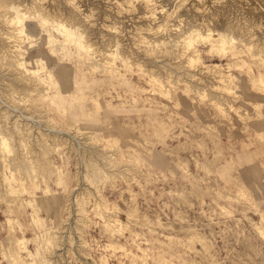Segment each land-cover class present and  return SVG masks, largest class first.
I'll use <instances>...</instances> for the list:
<instances>
[{"label":"rangeland","instance_id":"1","mask_svg":"<svg viewBox=\"0 0 264 264\" xmlns=\"http://www.w3.org/2000/svg\"><path fill=\"white\" fill-rule=\"evenodd\" d=\"M172 1H0V67H4L0 69L1 78L11 64L5 50L12 43L5 31L9 25L4 22L3 13L11 10L8 5L12 2L23 7L33 4L36 10L40 7L39 11H45L42 14L54 18H59L61 12V17L71 13L89 43L99 50L98 60L93 55L82 56L72 44L50 43L48 30H53L50 25L53 21L42 24L43 15L36 14L25 21L29 37L23 38L22 45L27 51L23 55L25 67L39 75L48 90L28 91L27 97L28 88L20 86L19 90L26 91L18 90L24 101L22 114L7 98L0 106L1 124H6V130L14 131L16 137L14 152L0 159V190L4 176L13 187H9L7 197L2 196L5 199L0 197V264L15 263L13 256L8 258L4 254L6 250L13 255L14 244L19 251L18 264H264V106L259 114L253 115V104L264 103V87L255 85L260 76L264 79V0ZM65 4L73 9L68 10ZM11 12L14 14L13 9ZM195 24L202 29L230 27L229 32L233 30L232 34L240 36L235 41L238 48L225 56L212 53L208 40L198 38L194 45L205 66L219 65L222 73L233 79L235 90L225 96L234 106L246 108L251 116L241 118L235 111L223 110L216 101L221 94L217 87H205L208 91L201 88L209 73L191 69L201 78L193 79L185 74L188 67L180 68L186 59L180 53V45L176 46L171 38ZM52 32L63 39L57 31ZM151 39L159 40L164 47L159 44L150 50ZM115 43L121 57L116 53L105 66L102 62L107 58L105 51L114 49ZM169 46L178 54L169 52ZM156 49L159 54L153 52ZM228 54L235 55L228 57ZM169 67L175 70L173 76L184 77L179 79L182 82L175 83V88L166 80V88L156 86L151 75L165 72L166 77ZM25 76L28 74L24 73ZM1 78L0 86L4 87L10 77ZM186 80L188 84L184 83ZM193 83L200 87L191 86ZM213 97L214 101L210 99ZM42 133L44 143L49 144L46 150L36 143L39 136L42 139ZM58 133L68 134L65 138L71 139L72 146L68 140L65 144L57 142ZM97 142H102L105 148L108 144L114 146L119 152L114 154L118 163L135 165L128 170L126 164L122 165L121 177L129 173L127 180L118 177L114 183L99 182L101 169L93 164L97 165L101 159L102 167L109 166L102 155L94 153L93 149L100 146ZM81 144L84 148L78 147ZM34 145L40 147L33 148ZM37 154L44 162L37 160L40 157ZM141 162L149 168H143ZM84 167L95 180L92 172L100 171L98 183L89 181ZM79 173H83L81 178ZM33 176L40 181L39 178L31 181ZM102 196L107 198L109 208L98 214L95 205L104 201ZM80 198L85 201L79 202ZM80 206L84 209H79ZM77 207L85 214L76 211ZM79 217H83L82 222ZM113 219L122 224H114ZM71 220L79 222L78 225Z\"/></svg>","mask_w":264,"mask_h":264},{"label":"bare ground","instance_id":"2","mask_svg":"<svg viewBox=\"0 0 264 264\" xmlns=\"http://www.w3.org/2000/svg\"><path fill=\"white\" fill-rule=\"evenodd\" d=\"M1 1V0H0ZM36 1V0H35ZM160 1V0H159ZM166 2V1H165ZM169 2V1H168ZM168 2H167V4H168ZM170 2H171V0H170ZM173 2V1H172ZM174 2H175V0H174ZM173 2V3H174ZM177 2V1H176ZM175 2V3H176ZM186 2V1H185ZM35 3V2H34ZM41 3V2H40ZM44 3V2H43ZM157 3V2H156ZM172 3V4H173ZM181 3V2H180ZM179 3V4H180ZM24 4H27V3H24ZM63 4V3H62ZM73 4V3H72ZM142 4V3H141ZM5 5V4H4ZM38 5V4H37ZM36 5V6H37ZM160 5V4H159ZM158 5V6H159ZM24 6H26V5H24ZM34 5L32 4V5H29V4H27V6L26 7H23V5L22 4H18L17 5V3H10L9 5H8V7H9V9H13V13L14 14H12V12H11V14L9 13V12H7L6 14H4L3 13V19H4V22L5 23H7L8 25H9V28H7V29H9L8 31L5 29V31H6V34L8 35L7 37H8V39L11 41V43L9 42V44H11V45H8V46H11V47H9V49H6L5 51V53H7L8 54V56L10 57L9 59L10 60H6L7 62H11V64H10V62H9V66L11 67V70H10V67H8V65H7V67L9 68V71H11L10 72V74L8 73L9 71H8V68H7V71L8 72H5L6 71V69L3 71V72H5V73H8L9 75L8 76H4L5 75V73L3 74V76H2V78L1 79H3L4 77H10V80L8 79V83L6 82V84H4V87L3 86H0L1 88H0V106L1 105H3V102H2V100H5L6 101V98H7V100L9 99L10 100V102L12 103V105H13V107H15L16 106V109H18L19 110V112H18V110H16L15 108V110L18 112V113H20V114H22L23 112H22V109H21V107L22 106H24V101L20 98V96H19V94L20 95H22L21 93H23V91L24 92H30V91H36V90H42V89H45L46 88V86H45V82L42 80V78L39 76V75H35V74H33V73H31L30 71H28V69L25 67V61H24V59H25V56L23 57V55L25 54L24 53V51H26V50H23L22 49V45H23V43H24V40H23V38L24 37H28V33H27V31H26V24H25V21H26V19L27 18H29V17H31V16H33V15H36V14H39L40 16H42V24H46V22L48 21V22H50V21H55L56 23H57V26H53V25H56V23H53V22H51V24L50 25H52V29L53 30H55V31H57V33L58 34H60L62 37H63V39L62 40H60L59 38H57L54 34H53V30H48V34H50L49 36V38H50V43L52 42V43H54L55 41H59V42H64L65 44L67 43H69V44H72V45H74L75 46V49H76V51H78V53H81L82 52V56H86V57H90V56H96L97 57V59H98V51H96V49L94 48V44H90L89 43V41L87 40V38H86V36H85V33L83 32V28H81L80 26H81V24H80V26H79V24H77V22H78V20H77V22H75L74 20L75 19H73L74 17H70V14L71 13H69V11H67L68 13H69V15L68 14H66V12H65V14L67 15V16H64V17H61L62 16V10H60V12H61V16L58 18V17H56V18H54V17H52V16H50L48 13H44V14H42V12H45L44 10L42 11H39V8L40 7H38L37 8V10L33 7ZM62 6V5H61ZM65 6L67 7V4H65ZM64 5L62 6V7H65ZM146 6V5H145ZM168 6V5H167ZM171 6V5H170ZM174 6V5H173ZM1 7V6H0ZM32 7L35 9H32ZM44 7V6H43ZM143 7V6H142ZM154 7V6H153ZM161 7V9H164L165 7H163V6H160ZM178 7V6H177ZM5 8V7H4ZM68 8V7H67ZM41 9V8H40ZM70 9H73V8H70ZM69 8H68V10H70ZM8 10V9H7ZM4 11V10H3ZM63 11H65L64 9H63ZM75 11V10H74ZM77 11V10H76ZM167 11V10H166ZM41 12V13H40ZM73 12V11H72ZM164 12V11H163ZM177 12H179V11H177ZM176 12V13H177ZM74 13V12H73ZM72 13V14H73ZM64 14V13H63ZM64 14V15H65ZM157 14V13H156ZM165 14H166V12H165ZM0 16H2V14L0 15ZM74 16H75V13H74ZM173 16V15H172ZM36 17V16H35ZM76 19H77V16H76ZM78 19H79V17H78ZM179 19V18H178ZM184 20V19H183ZM173 22V21H172ZM53 23V24H52ZM80 23V22H79ZM166 23V22H165ZM83 25V24H82ZM162 26V25H161ZM160 26V27H161ZM164 26V25H163ZM162 26V27H163ZM180 26V25H179ZM186 26V25H185ZM192 26V25H191ZM43 27V26H42ZM165 27V26H164ZM163 27V28H164ZM172 27V26H171ZM211 27V26H210ZM210 27H208L207 26V28L205 27V29H202L201 28V26L199 27V25L197 26L196 24L195 25H193L190 29L188 28V31H186V32H181L180 34H176V36H172V38H171V41L172 40H175L176 42V46L178 45H180L179 47H181L180 49H181V55L183 56V57H185V59H186V61H184V62H182L184 65L182 66V67H180L181 69H186L187 67L189 68L188 70H185V74L186 75H191L192 77H193V79H197V78H199L197 75V73H196V71L198 70H200V71H202V73H209V75H208V79L206 80V83L204 84V85H202V87L201 88H205V87H217L219 90H220V92H221V94H219L218 95V97H216L215 99H216V101L218 102V104L220 105V106H222L221 108L223 109V110H227V109H229V110H232V111H235V113H237L239 116H241V118H243V117H246V116H248V115H250V113L248 112V110L246 109V108H244V107H236V106H234L233 104H232V102L231 101H229V98H227L226 96H225V93H228L229 95L232 93V92H234V90H235V85H234V83H233V79L231 78V77H229L227 74L226 75H224L223 73H222V71L220 70V66L219 65H214V66H205L203 63H202V61H201V58H200V55H199V50H197L196 49V46L194 45L195 43H197L196 41L198 40V38H202L203 40L205 39V40H208V41H210L211 42V44H212V49H210V50H212L213 52L212 53H214V52H218V53H220V55H223L224 54V56H225V54L226 53H230V52H228V51H230L231 49L233 50V48L235 47H237L238 48V46H235V41H236V38H239L238 36H236L235 34H232L233 33V30H232V32H229L228 30H229V28L228 27H215L214 26V28H210ZM5 28V27H4ZM4 28H2V29H4ZM216 28V29H215ZM1 29V30H2ZM81 30H82V32L83 33H81ZM4 31V32H5ZM173 31V30H172ZM178 31V30H177ZM231 31V30H230ZM236 32H237V30H236ZM235 32V30H234V33H236ZM5 34V35H6ZM236 34H238V32L236 33ZM243 35V34H242ZM55 36V37H54ZM149 36V35H148ZM29 38V37H28ZM150 38H151V36H150ZM153 39H151V41H152ZM241 40V39H240ZM200 41V40H199ZM237 41H238V39H237ZM150 42V41H149ZM203 42V41H202ZM207 42V41H206ZM245 42H247V41H245ZM180 43V44H179ZM199 43V42H198ZM238 43V42H237ZM59 44V43H58ZM57 44V45H58ZM160 44V42H159V40H157V39H154L153 40V42H151V46L152 47H150V48H152V49H150V50H153L154 49V46L156 47V48H158L157 46ZM169 44V43H168ZM168 44H167V46H168ZM171 44V43H170ZM247 44V43H246ZM110 45V44H109ZM112 45V44H111ZM149 45H150V43H149ZM148 45V46H149ZM164 44L162 43V46H161V44H160V47L161 48H163L164 46H163ZM173 47H174V45H173V42H172V44H171ZM170 45V46H171ZM115 48L113 49H109V48H106V49H109V50H107V51H105V53H106V55H107V60L105 61L104 59V61H102V60H100V61H102L104 64H105V62H106V64L108 65L109 63H111L112 62V59L114 58V57H116L115 55H116V53L118 52V50H119V48H118V46L119 45H116V43H115V45H113ZM169 46V47H170ZM241 46V45H240ZM239 46V47H240ZM255 46V45H254ZM110 47V46H109ZM112 47V46H111ZM172 47V48H173ZM247 47H248V45H247ZM249 47H250V43H249ZM252 47V46H251ZM2 48V47H1ZM74 48V47H73ZM166 48V47H165ZM164 48V50L165 51H168V50H166V49H168V48H166L165 49ZM171 48V47H170ZM171 48V50L169 51V52H172L174 49H172ZM243 48V47H242ZM258 48V47H257ZM179 49V50H180ZM244 49V48H243ZM250 49V48H249ZM158 49H156V51L154 50L153 52H155V53H157V54H159V52L157 51ZM163 50V49H162ZM209 50V51H210ZM242 50V49H241ZM2 51V50H1ZM234 51V50H233ZM249 51V50H248ZM251 51V50H250ZM249 51V52H250ZM253 51H254V49H253ZM253 51H251L250 53H252ZM262 51V50H261ZM27 52V51H26ZM178 52V51H177ZM176 52V53H177ZM232 52V51H231ZM243 52H245V51H243ZM124 53V52H123ZM173 53L174 54H176L174 51H173ZM179 53V54H180ZM209 53H211V51L209 52ZM4 54V53H3ZM84 54V55H83ZM118 54V56H120L119 54H121L120 52L119 53H117ZM128 54V53H127ZM178 54V53H177ZM176 54V55H177ZM256 53L254 52V55H255ZM258 54V53H257ZM259 54H260V52H259ZM262 54V53H261ZM80 55V56H81ZM100 55H102V54H100ZM123 55V54H122ZM230 55H232V54H228V57L230 56ZM233 55H235V54H233ZM232 55V56H233ZM252 55V54H251ZM254 55H253V57H254ZM3 56H5V55H3ZM81 56V57H82ZM182 56H181V58H182ZM259 56V55H258ZM95 57V58H96ZM101 57V56H100ZM99 57V58H100ZM121 57V56H120ZM180 57V56H179ZM257 57V56H256ZM259 57H261V56H259ZM264 57V56H263ZM6 58V57H5ZM8 58V57H7ZM85 58V57H84ZM91 58V57H90ZM123 58V57H122ZM122 58H120V60H122ZM221 58V57H220ZM222 58H223V56H222ZM232 58H234V57H232ZM126 59V58H125ZM133 59V58H132ZM177 59V58H176ZM84 60H86V59H84ZM99 60V59H98ZM115 60H116V58H115ZM127 60V59H126ZM134 60V59H133ZM137 60V59H136ZM135 60V61H136ZM128 61V60H127ZM183 61V60H182ZM4 62V61H3ZM129 62V61H128ZM132 62V60L130 61V63ZM124 63V62H123ZM133 63V62H132ZM6 64V63H5ZM4 64V65H5ZM88 64V63H87ZM106 64H105V66H106ZM114 64V63H113ZM135 64V63H134ZM143 64V63H142ZM98 65V64H97ZM96 65V66H97ZM144 65H146V64H144ZM179 65V64H178ZM6 66V65H5ZM93 66V65H92ZM101 66V65H100ZM116 66V65H115ZM136 66V65H135ZM164 66V65H163ZM175 66V65H174ZM177 66V65H176ZM2 68H4L3 66H1ZM0 67V69H2ZM98 67V66H97ZM104 67V66H103ZM111 67V66H110ZM109 67V68H110ZM139 67V66H138ZM147 67V66H146ZM166 67V66H165ZM246 67V66H245ZM105 68V67H104ZM144 68V67H143ZM170 68V67H169ZM240 68H242V67H240ZM148 69V68H147ZM170 69H172V68H170ZM168 70V71H166V77L164 76V73L162 74V73H159V72H157V74L156 73H152L153 75H151L152 76V80H153V82H154V84L157 86V85H159V87H165L166 88V86H165V81L164 80H166V82L167 83H172L173 84V86H171L172 88L174 87L175 88V86H174V84L175 85H177V82L178 81H180L179 79L181 78V79H183L184 77H182V76H180V78L179 77H175V75L173 76V72H175V70ZM175 69V68H174ZM191 69H193V70H196V71H191ZM249 69V68H248ZM250 69H251V67H250ZM106 70V69H105ZM107 70H108V68H107ZM159 70V69H158ZM177 70V69H176ZM149 71V70H148ZM146 72V71H145ZM252 72V71H251ZM1 73V72H0ZM28 74V77H26L25 76V78L23 77V74ZM206 73V74H207ZM253 73V72H252ZM95 74V73H94ZM143 74V73H142ZM248 74V73H247ZM255 74V73H254ZM146 75V74H145ZM165 78H164V77ZM250 76V75H249ZM252 76V75H251ZM148 77H150V75L148 76ZM254 77V76H253ZM234 78V77H233ZM250 79V78H249ZM3 80H6L5 78L3 79ZM188 80V79H187ZM187 80L184 82V83H187ZM199 80H201V78H199ZM1 81V80H0ZM189 81V80H188ZM4 83H5V81H3ZM180 82H182V80L180 81ZM179 82V83H180ZM189 82H191V81H189ZM193 82V81H192ZM191 82V83H192ZM254 82V81H253ZM178 83V84H179ZM1 84H2V81H1ZM170 84H167V85H169L170 86ZM171 84V85H172ZM188 84V83H187ZM257 84H262L263 85V87H264V79H263V77L262 76H260L258 79H257V81H256V83H255V85H257ZM136 85V84H135ZM252 85V84H251ZM20 86H26V88H28L26 91L25 90H22V89H20L21 90V93L19 92L20 90H19V88H20ZM191 86H195V83H193ZM197 86H199V85H196L195 87H197ZM187 87H189L188 89L190 90V86L188 85ZM200 87V86H199ZM260 87V86H259ZM258 86H257V88H259ZM22 88V87H21ZM26 88H24V89H26ZM170 88V87H169ZM201 88H200V90H201ZM255 88H256V86H255ZM187 89V90H188ZM197 89H198V87H197ZM196 89V90H197ZM209 89V88H208ZM215 89V88H214ZM218 89H216V90H218ZM262 89V88H261ZM19 90V91H18ZM46 90H48L47 88H46ZM159 90V89H158ZM195 90V88H194V91H196ZM207 89L205 88V91H206ZM211 90V89H210ZM213 90V89H212ZM116 91V90H115ZM148 91V90H147ZM162 91V90H161ZM161 91H159V92H161ZM175 91V90H174ZM208 91V90H207ZM29 92H28V96L27 97H29L30 95H29ZM200 92V91H199ZM47 93V92H46ZM162 93V92H161ZM164 93H165V91H164ZM192 93H195V92H192ZM202 93V92H201ZM208 93V92H207ZM211 92H209L208 93V96H210L211 94H210ZM128 94V93H127ZM214 94V93H213ZM224 94V95H223ZM24 95H26V94H24ZM168 95V94H167ZM203 95V94H202ZM172 96V95H171ZM204 96V95H203ZM214 96H215V94H214ZM217 96V95H216ZM22 97V96H21ZM168 97V96H167ZM204 97H206V96H204ZM23 98V97H22ZM207 98V97H206ZM209 98V97H208ZM28 99V98H27ZM211 100H213L214 101V97L213 98H210ZM8 100V101H9ZM147 101V100H146ZM27 102H29V100L27 101ZM216 102V103H217ZM254 102V101H253ZM97 103V102H96ZM214 103V102H213ZM26 104V103H25ZM8 105V104H7ZM34 105L35 106H37L35 103H34ZM157 105V104H156ZM217 105V104H216ZM218 105V106H219ZM264 106V103L262 104V103H255V104H253V107H254V109H255V112H254V114L253 115H257V114H259V112L261 111V108ZM9 107H10V105H9ZM163 107V106H162ZM23 108V107H22ZM167 108V107H166ZM14 109H13V111H14ZM222 110L220 109V112H221ZM15 112V111H14ZM107 112H109V111H107ZM219 112V111H218ZM16 113V112H15ZM5 115H8L7 113H6V111H5ZM252 115V116H253ZM251 116V115H250ZM0 121H1V116H0ZM48 123V122H47ZM50 123V122H49ZM48 123V124H49ZM6 125V124H5ZM5 125L3 126V124H1V122H0V159H1V157L3 156L4 157V155L6 154V156L7 155H9V153L10 152H14V145H13V142L14 141H16V137H15V134H14V131H10V130H6V128H5ZM39 125H41V123H39ZM53 125V124H52ZM122 125V124H121ZM44 127V126H43ZM77 128H78V126H77ZM46 130V129H45ZM44 130V131H45ZM60 130H62V129H60ZM82 130V129H81ZM8 131L10 132V134L8 133ZM47 131V130H46ZM63 131V130H62ZM61 131V132H62ZM12 132V133H11ZM50 132V131H49ZM57 132V131H56ZM64 132V131H63ZM81 132V131H80ZM90 132H92V131H89V133ZM15 133L17 134V131H15ZM64 133H66V132H64ZM63 133V134H64ZM86 133V132H85ZM11 134H13V139H12V135ZM23 133H21V135H22ZM54 134H56V133H54ZM80 134H82V133H80ZM21 135H19V137L21 136ZM50 135H51V133H50ZM57 135H59V136H55L56 138H57V142H59L60 144H62L63 142H64V144H65V142L68 140L67 138H65L66 137V135H68V134H66L65 136L64 135H62L61 136V134L60 133H58ZM71 135V134H70ZM69 135V136H70ZM88 135V134H87ZM91 135V134H90ZM157 135V134H156ZM26 135H23V136H21V137H25ZM46 137H47V135H46ZM50 137V136H49ZM73 138H74V136H72ZM45 138V135L42 133V139L40 138V136L36 139V143L38 144V145H40L41 147H43V149L44 150H46L45 148H48V146H49V144L46 142V144L44 143L45 142V140H43ZM52 138H53V136H52ZM71 138V137H70ZM17 139H18V137H17ZM21 138H19V140H20ZM47 139H50V138H47ZM76 139H78V138H76ZM19 140H17V142L19 141ZM22 140V139H21ZM23 140H24V138H23ZM22 140V141H23ZM71 139H69L68 140V142L70 141ZM73 141H74V139H72ZM25 141V140H24ZM54 141V140H53ZM76 141V140H75ZM16 142V143H17ZM21 142V141H20ZM26 142H28V141H26ZM67 142V143H68ZM134 142V141H133ZM23 143V142H22ZM21 143V145H23ZM55 143V142H54ZM97 143H99V142H97ZM100 143H102V142H100ZM98 144V145H100V146H98V145H96V146H98L97 148H94L95 147V145H94V149H93V151H94V153H96V154H100V155H102V157H104V161L107 163V166H109V168L108 167H102L103 165L101 164V163H99V162H101V159L100 158H102V157H99L98 159H100V161H97L96 163H97V165H95V164H93L95 167L97 166L98 167V165L101 167H99V170L101 169V172L100 171H96V170H94L95 172L93 173L92 172V174H95L96 176L95 177H97V180H95L96 178H93V177H89V174L87 175V171H88V169H87V171H85V169L86 168H89V165H87V166H85L84 167V171H85V176L87 175L88 176V178H89V181L90 182H92V184L94 183V182H96L97 181V183H98V179H99V176H97V173H101V176H102V179H101V181H99V182H104V183H106V181H109V183L111 182V183H114V181H116L115 179H117L118 177L119 178H125L126 180L129 178V173L128 174H124V176L123 177H121L122 176V172L123 171H121V168H122V165H127V163H118L117 162V160L115 159L116 157H115V155H117V153H116V149H114L113 147L114 146H110L109 144H108V148L106 147L105 148V146L103 145V144ZM160 143V142H159ZM47 144H48V146H47ZM57 144V143H56ZM59 144V145H60ZM69 145H71L70 144V142L68 143ZM67 144V145H68ZM77 144V143H76ZM94 144H95V142H94ZM161 144V143H160ZM163 144V143H162ZM58 145V144H57ZM68 145V146H69ZM77 145H79V144H77ZM37 146V145H36ZM35 145H34V147L33 148H35L36 147ZM40 146H37V147H40ZM45 146V147H44ZM72 146V145H71ZM165 146V145H164ZM164 146L162 145V147L164 148ZM23 147V146H22ZM58 147V146H57ZM78 147H82V148H84L83 147V144H81V146H78ZM88 147V146H87ZM86 147V148H87ZM151 147V146H150ZM32 148V147H31ZM166 148V147H165ZM164 148V149H165ZM37 150H39L38 148H36ZM35 149V150H36ZM42 149V150H43ZM50 149V148H49ZM54 150H55V148H53ZM76 149H79V148H76ZM114 149V150H113ZM23 150V149H22ZM31 150V149H30ZM48 150V149H47ZM51 150V149H50ZM65 150V149H64ZM171 151V150H173V149H168V151ZM32 151V150H31ZM81 151V150H80ZM80 151H78V153L80 152ZM83 151V150H82ZM18 152V151H17ZM25 152V151H24ZM36 152V151H35ZM39 152H41L40 150H39ZM39 152H37V153H39ZM45 152V151H44ZM43 152V153H44ZM49 152H52V151H48V154H49ZM118 152V151H117ZM8 153V154H7ZM15 153H16V150H15ZM14 153V154H15ZM42 153V152H41ZM77 153V154H78ZM110 153H112L111 155H109ZM116 153V154H115ZM119 153V152H118ZM3 154V155H2ZM48 154L46 153V155L48 156ZM79 154H81V152L79 153ZM88 154V153H87ZM115 154V155H114ZM24 155V154H23ZM40 155V154H39ZM39 155L37 154V156L39 157ZM45 156V155H44ZM43 156V157H44ZM91 156V155H90ZM32 157V156H31ZM49 157V156H48ZM82 158H85V157H83V156H81ZM89 157V156H88ZM94 157V156H93ZM115 157V158H114ZM9 158V157H8ZM12 158V157H11ZM45 158V157H44ZM87 158V157H86ZM92 158V157H91ZM19 159V158H18ZM32 159V158H31ZM40 160V161H42V162H44L43 160H41V155H40V157L39 158H37V160ZM43 159V158H42ZM79 159H81V158H79ZM89 159V158H88ZM122 159V158H121ZM120 159V160H121ZM130 159V158H129ZM222 159V158H221ZM36 160V161H37ZM47 161H48V159H46ZM102 160H103V158H102ZM124 160V159H123ZM131 160V159H130ZM12 161V160H11ZM16 161V160H15ZM19 161V160H18ZM17 161V162H18ZM33 161H34V159H33ZM35 161V162H36ZM81 161V160H80ZM79 161V162H80ZM82 161H83V159H82ZM129 161V160H128ZM10 162V161H9ZM53 162V161H52ZM85 162H86V160H85ZM88 162H89V160H88ZM87 162V163H88ZM122 162V161H121ZM136 162H138V161H136ZM135 161H134V163H136ZM14 163V162H13ZM19 163V162H18ZM29 163V162H28ZM33 163V162H32ZM38 163V162H37ZM37 163H34V166L36 167L37 166ZM132 163V162H131ZM128 164L127 166H125L126 167V170H128L129 168H130V165H134V164ZM3 164V163H2ZM16 164V163H15ZM20 164H22V163H20ZM36 164V165H35ZM39 164V163H38ZM49 164V163H48ZM54 164V163H53ZM52 164V165H53ZM81 164H82V162H81ZM138 164V163H137ZM1 165V164H0ZM18 165V164H17ZM16 165V166H17ZM26 165V164H25ZM32 165V164H31ZM40 165H41V163H40ZM45 165V164H44ZM51 165V164H50ZM141 165H142V167L144 168V167H148L149 168V165L147 164V163H145V162H141ZM12 166V165H11ZM19 166V165H18ZM23 166V165H22ZM135 166V165H134ZM14 167V166H13ZM42 167V166H41ZM40 167V168H41ZM53 168L54 169V167L53 166H50V168ZM83 166H81V168H82ZM91 167V166H90ZM93 167V166H92ZM96 167V168H97ZM16 168V167H15ZM23 168V167H22ZM26 168V167H25ZM24 168V169H25ZM28 168H30V167H28ZM34 168V167H33ZM37 168H38V166H37ZM45 168H46V166H45ZM44 168V169H45ZM81 168H79V169H81ZM134 168H136V167H134ZM141 168V167H140ZM139 168V169H140ZM187 168V167H186ZM16 169H18V168H16ZM30 169H32V168H30ZM36 169V168H35ZM49 169V168H48ZM57 169V168H56ZM55 169V170H56ZM142 169V168H141ZM26 170V169H25ZM78 170V169H77ZM98 170V169H97ZM16 171V170H15ZM22 171V170H21ZM24 171V170H23ZM22 171V172H23ZM39 171H42V170H39ZM38 171V172H39ZM54 171V170H53ZM58 171V170H57ZM84 171H82L83 173H84ZM92 171H93V169H92ZM146 171H147V169H146ZM36 172V171H35ZM47 172H48V170H47ZM50 172V171H49ZM55 172V171H54ZM79 172H81V170L79 171ZM87 172V173H86ZM24 173V172H23ZM22 173V174H23ZM32 172H31V170H30V174H31ZM34 173V172H33ZM37 173V172H36ZM64 173V172H63ZM82 173V174H83ZM91 173V172H90ZM100 173L98 174V175H100ZM143 173V172H142ZM157 173V172H156ZM21 174V175H22ZM27 174V173H26ZM47 174V173H46ZM49 174H51V173H49ZM49 174H48V177H49ZM52 174H53V172H52ZM51 174V175H52ZM82 174H78L79 176H80V178L82 177ZM137 174V173H136ZM135 174V175H136ZM33 175V174H32ZM55 175V174H54ZM77 175V174H76ZM132 175V174H131ZM134 175V176H135ZM30 176V175H29ZM56 176V175H55ZM84 175H83V177H85ZM90 176H91V174H90ZM159 176V175H158ZM37 178H39V177H37ZM37 178H34V176H33V179H30L31 181L32 180H34L35 182H36V180L35 179H37ZM45 178V177H44ZM79 178V177H78ZM3 179V181H2V184H3V188L0 190V197H2L3 195L4 196H6L7 195V193L6 192H8V190L9 189H11V188H13L12 186H11V184L9 185V183H10V179L9 178H6L5 176H4V178H2ZM9 179V180H8ZM48 179V178H47ZM49 179H50V177H49ZM28 180V179H27ZM81 180V179H80ZM83 180H84V178H82V182H83ZM85 180H87V178L85 179ZM118 180V179H117ZM29 181V180H28ZM39 181H40V178H39ZM45 181V180H44ZM49 181V180H48ZM88 181V180H87ZM1 182V181H0ZM116 183V182H115ZM100 184V183H99ZM9 185V186H8ZM23 185V184H22ZM38 185V184H37ZM48 185V184H47ZM46 185V186H47ZM94 185H95V183H94ZM104 185V184H103ZM11 186V188H9ZM98 186H100V185H98ZM81 187V186H80ZM46 188V187H45ZM84 188V187H83ZM100 188H101V186H100ZM99 188V189H100ZM15 189V188H14ZM13 189V190H14ZM77 189V188H76ZM97 190H98V188H97ZM145 190V189H144ZM143 190V191H144ZM3 191V192H2ZM46 191V190H45ZM44 191V192H45ZM48 191H50V190H48ZM77 191V190H76ZM75 191V192H76ZM14 192V191H13ZM82 192V191H81ZM45 193H47V192H45ZM72 193H74V192H72ZM6 194V195H5ZM21 195V194H20ZM248 195V194H247ZM9 196V195H8ZM22 196V195H21ZM82 196V195H81ZM85 197H86V194L84 195ZM84 196H83V198H84ZM7 197V196H6ZM11 197V196H10ZM232 197V196H231ZM3 198V197H2ZM75 198H76V196H75ZM82 198V197H81ZM80 198V199H81ZM89 198V197H88ZM102 198H103V200L104 201H102V202H97V204L95 205L96 207V210H97V212H98V214H100V213H102V212H104V211H108L107 210V207L109 208V205L107 206V203H108V201H106V199L102 196ZM3 199H5V198H3ZM71 200V199H70ZM76 200V199H75ZM79 200V199H78ZM78 200L77 201H75V202H78ZM82 201V199L79 201V202H81ZM85 200H83L82 202H84ZM1 202V201H0ZM10 203V202H9ZM79 204V203H78ZM77 204V205H78ZM255 204V203H254ZM80 205H81V203H80ZM82 205H83V203H82ZM220 205V204H219ZM7 206H9V205H7ZM79 206V205H78ZM116 206V205H115ZM114 207V206H113ZM118 207V206H117ZM221 207V206H220ZM81 208V206L79 207V209ZM79 209H78V207H77V209H76V211L78 210V212H81V210L79 211ZM81 209H84L83 208V206H82V208ZM84 211V210H83ZM81 212V213H84L85 214V212ZM137 211V210H136ZM215 211V210H214ZM11 212V211H10ZM78 212H76L78 215H79V213ZM80 213V214H81ZM80 216H82V215H80ZM264 216V215H263ZM72 219V218H71ZM8 221V220H7ZM72 221V220H71ZM78 221L79 222H82L83 221V217L82 218H80L79 217V219H78ZM113 222H114V224L117 222V223H120V221L117 219V220H112ZM72 222H74V221H72ZM75 222H77V221H75ZM74 222V224H76ZM78 222V223H79ZM53 223V222H52ZM78 223L76 224V225H78ZM11 224V222H8V225H10ZM71 224H73V223H70V225ZM120 224H122V223H120ZM21 225V224H20ZM19 225V226H20ZM11 226H12V224H11ZM72 226V225H71ZM122 226V225H121ZM14 227V226H13ZM12 227V228H13ZM72 227H74V225L72 226ZM9 228H10V226H9ZM15 228V227H14ZM82 228V227H81ZM9 230V229H8ZM15 230L16 229H13V231L15 232ZM264 230V229H263ZM38 231V230H37ZM198 232V231H197ZM40 234V233H39ZM7 238V237H6ZM11 238V237H10ZM202 238V237H201ZM9 239V238H8ZM8 239H6V240H8ZM18 239V238H17ZM12 240V239H11ZM21 240H23V239H21ZM48 240V239H47ZM7 242V241H6ZM11 242H13V241H11ZM23 242V241H22ZM24 242H25V240H24ZM41 242V241H40ZM45 242V241H44ZM7 243H9V242H7ZM48 243V242H47ZM20 244V243H19ZM23 245V244H22ZM4 246V245H3ZM25 246V245H24ZM11 247V246H10ZM14 247L16 248V252H14L13 253V255L11 254H8L7 252H6V250H5V252H4V250H3V252H4V254L8 257V258H12V256H13V258H14V261H15V263H13V264H18V263H16L17 261H18V254H19V251L17 250V244H14ZM123 247V246H122ZM208 247H209V245H208ZM50 248V247H49ZM139 248V247H138ZM43 249V248H42ZM141 249V248H140ZM143 249V248H142ZM142 249H141V251H142ZM145 250V249H144ZM42 251V250H41ZM208 251V250H207ZM47 252V251H46ZM85 252V251H84ZM143 252V251H142ZM145 252H147V251H145ZM3 254V255H4ZM133 254H135V253H133ZM137 254V253H136ZM46 255V254H45ZM161 255V254H160ZM85 256V255H84ZM135 256V255H134ZM137 256V255H136ZM163 256V255H162ZM164 258V257H163ZM162 258V259H163ZM89 259V258H88ZM9 260V259H8ZM165 260V259H164ZM89 261H90V259H89ZM24 262V261H23ZM164 262V261H163ZM51 263V262H50ZM10 264V263H9ZM32 264H34V263H32Z\"/></svg>","mask_w":264,"mask_h":264}]
</instances>
